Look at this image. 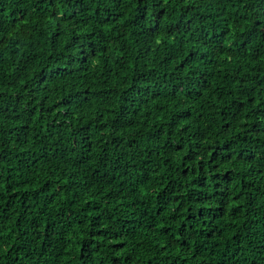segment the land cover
<instances>
[{"label":"trees","instance_id":"trees-1","mask_svg":"<svg viewBox=\"0 0 264 264\" xmlns=\"http://www.w3.org/2000/svg\"><path fill=\"white\" fill-rule=\"evenodd\" d=\"M0 264H264V0H0Z\"/></svg>","mask_w":264,"mask_h":264}]
</instances>
